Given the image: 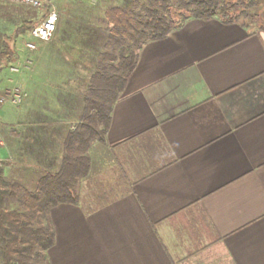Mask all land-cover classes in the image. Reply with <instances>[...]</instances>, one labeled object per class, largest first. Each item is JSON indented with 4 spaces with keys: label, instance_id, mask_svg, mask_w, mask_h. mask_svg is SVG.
<instances>
[{
    "label": "crops",
    "instance_id": "crops-1",
    "mask_svg": "<svg viewBox=\"0 0 264 264\" xmlns=\"http://www.w3.org/2000/svg\"><path fill=\"white\" fill-rule=\"evenodd\" d=\"M37 71L0 109V172L28 189L80 118L63 114L76 93ZM87 154L79 201L50 209V264H264V33L190 17L145 42Z\"/></svg>",
    "mask_w": 264,
    "mask_h": 264
},
{
    "label": "trees",
    "instance_id": "trees-1",
    "mask_svg": "<svg viewBox=\"0 0 264 264\" xmlns=\"http://www.w3.org/2000/svg\"><path fill=\"white\" fill-rule=\"evenodd\" d=\"M256 1L128 0V5L119 2L102 7L98 3L82 8V12L102 11L103 28L107 32L103 50L99 51L85 85L79 121L65 137L60 168L41 174L33 189L0 172V264H40L47 258V251L55 242L49 210L59 203L79 201L76 185L91 166L87 149L93 141L104 142L113 105L136 65L139 48L149 40L166 37L190 17L206 20L220 17L226 22L240 21L249 28L250 9ZM22 5L0 0V10L11 15L6 19L15 24L13 33L1 44L0 74L10 63L19 61L16 37L27 36L47 14V8L38 14ZM259 26L264 32V22ZM97 29L93 28L92 32L96 33Z\"/></svg>",
    "mask_w": 264,
    "mask_h": 264
},
{
    "label": "rangeland",
    "instance_id": "rangeland-1",
    "mask_svg": "<svg viewBox=\"0 0 264 264\" xmlns=\"http://www.w3.org/2000/svg\"><path fill=\"white\" fill-rule=\"evenodd\" d=\"M107 1L101 0V3H99L103 5L102 7L118 4L119 2L122 3V5L129 4L126 3L128 0ZM95 5L97 6L98 4ZM89 6L93 7L92 5ZM22 8L28 10L30 8L38 14H40L43 9L39 7H31L26 4H23ZM57 8L60 17L54 37L51 40H38L31 37L30 33L25 37H16L15 43L19 55L18 60L20 62L14 61L10 63L5 72L0 74V90L1 92H4L6 88L17 85L23 87L21 82H19V79H17V76H22L27 72L29 73L33 71V69L35 71L38 70L37 77L54 75V77L57 78L58 85H63V91L65 93L72 90L76 93L71 101L68 103L64 102L65 104H63V114L74 115L79 113V108L82 104L83 91H85L86 87L85 85L89 82L99 51L103 50V43L106 40L107 32L103 28L104 23L102 11L99 12L94 10L92 12L86 10V12H82L84 9L81 7H67L64 8L66 9L65 11H62L63 9L61 10L60 7ZM250 14L249 22L251 24L249 29L264 33L259 26L261 22H264V0H257L256 5L250 9ZM9 16L11 15L6 14L5 10H0V48L3 39H5L8 34H11V32L13 33L14 30L15 24L6 19V17ZM60 25L61 27L59 28L58 26ZM97 27H99L97 32H92L93 28L95 29ZM31 39L38 45V49L35 51H30L26 47V42ZM28 52H30V56ZM27 57H32L31 59L33 60L32 65L29 68H25L23 64ZM50 64L54 65L55 70H50V68H52L48 67ZM17 65L21 67V70L18 72L11 71L10 68ZM9 72L16 77L10 76ZM66 99L69 98L66 97ZM48 215L50 218V210ZM67 222L70 223V221ZM70 230L71 228H67L68 238H70ZM47 252V258L42 259L40 264H48L47 261L50 258V248Z\"/></svg>",
    "mask_w": 264,
    "mask_h": 264
},
{
    "label": "built area",
    "instance_id": "built-area-1",
    "mask_svg": "<svg viewBox=\"0 0 264 264\" xmlns=\"http://www.w3.org/2000/svg\"><path fill=\"white\" fill-rule=\"evenodd\" d=\"M8 1L14 3L26 4L33 7L47 8L48 11L46 16L36 26H34L30 34L31 37L43 41H49L54 37L60 17L57 8L59 0H8ZM26 47L30 51H35L38 49L37 43L32 39L26 42ZM32 61L33 60L30 57H27L23 62L24 67L25 68L31 67ZM10 69L11 71L18 72L21 70V67L17 65V66H12ZM26 95L27 93L25 89L20 85L6 88L4 92L0 93V109L8 101H12L14 103H20ZM0 143H2L1 134H0Z\"/></svg>",
    "mask_w": 264,
    "mask_h": 264
}]
</instances>
